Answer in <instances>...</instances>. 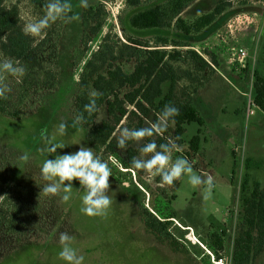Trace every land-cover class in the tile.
Instances as JSON below:
<instances>
[{"label":"rangeland","instance_id":"1","mask_svg":"<svg viewBox=\"0 0 264 264\" xmlns=\"http://www.w3.org/2000/svg\"><path fill=\"white\" fill-rule=\"evenodd\" d=\"M242 1L232 0L234 11L217 22L212 35L189 48H178L182 58L172 62L177 74L188 73L187 78L177 83L174 99L181 103L189 98L204 121L199 128L198 152L190 151L188 145L197 134L198 126H186L182 136L184 143L173 151V159L184 157L192 163L195 174L213 176L211 193L205 185L193 188L187 175L173 186L162 187L159 176L148 181L143 173L129 170L125 165V151H138L139 147L129 141L126 149L115 147L114 154L105 151L96 154L108 161L112 170L108 193L112 204L106 216L89 217L82 213L84 191L79 181L73 180L69 201L62 200L61 191L57 196L48 195L50 205L41 211L35 207V218L40 226L38 234L13 235L1 230L0 219V264H66L58 255L59 236L63 232L74 238L72 247L83 255V264H210L208 253L217 255L220 251L213 250L217 249L214 236L221 235V231L224 232L223 248L233 249L235 238L243 230V181L246 180L249 187L256 182L264 188V111L253 105L256 77L264 79V0H246V5H241ZM3 3L17 6L23 27L29 20L45 14L41 0H3ZM70 3L73 13L80 16V0H70ZM96 3L103 5L107 19L99 35L88 44L83 61L73 63L72 52L79 45L81 24L79 20L72 21L64 27L59 42L60 79L54 92L20 120L0 116V154L7 156L11 163V175L4 177L0 186V208L5 213L13 214L15 208L28 204L25 195L13 193L15 181L25 189L26 176L46 184L41 176L45 159L74 153L80 146L88 147L86 131L70 116L77 81L85 62L107 33L113 40L124 42L120 20L128 10L125 0H88L89 5ZM238 8L245 11L236 12ZM188 16L184 13L182 17ZM54 27L52 24L45 32ZM145 40L150 42L149 46H155L152 37ZM239 48L247 52L243 62L233 55ZM187 51L195 52L208 67L201 69L195 65L185 55ZM212 59L216 60V65ZM123 67L129 73L133 62ZM105 118L103 107L95 123ZM137 119L140 117L132 122L122 120L113 135L115 144L118 129H133ZM152 121V116L143 119L141 128ZM61 123L67 125L64 135L59 132ZM171 128L169 124L166 135H155L152 140L158 137L165 143L175 144ZM53 145L58 148L56 152L45 151ZM125 182L128 187L124 186ZM144 208L154 216L158 215V210L174 214L167 226L172 240L158 239L144 227L140 217ZM251 264H264V248Z\"/></svg>","mask_w":264,"mask_h":264},{"label":"trees","instance_id":"2","mask_svg":"<svg viewBox=\"0 0 264 264\" xmlns=\"http://www.w3.org/2000/svg\"><path fill=\"white\" fill-rule=\"evenodd\" d=\"M41 1L44 8L45 0ZM231 1L125 0L128 10L120 20L124 42L113 40L108 33L103 37L97 50L90 55L81 70L70 109L74 122L77 116H82V121L75 123L86 131V144L95 154L100 151L114 154L117 144L113 135L123 119L132 122L135 117H140L133 128L139 129L143 119L152 116V122H155L165 105L179 109V115L169 123L172 125V139L178 147L184 143L182 136L186 126L196 125L198 129L203 126L204 121L189 98L181 103L174 99L177 83L180 79L187 78L188 73L177 74L172 62H178L182 58V52L178 48H189L212 35L217 22L234 11ZM245 1L241 5H246ZM235 11L245 10L238 8ZM184 13L189 15L188 18L182 17ZM72 14L74 13H70ZM79 17L81 38L72 52L74 64L83 61L91 39L97 37L103 28L107 12L101 3H96L87 8L82 7ZM54 24L55 27L45 32L43 38L25 35L17 6H5L3 0H0V58H9L14 63L18 61L19 66L26 70L22 77L7 76L5 83L11 90L6 93L7 99H0V116L20 120L57 88L60 79L57 61L59 42L68 23L57 21ZM147 37L153 38L155 46H149L150 42L145 40ZM185 55L199 68L208 67L195 52L187 51ZM130 62H133V68L127 73L123 65ZM212 63L216 65V60L212 59ZM93 89L102 95L95 101L96 110L89 114L85 106L90 103L89 93ZM253 105L264 111V79L261 77H256ZM103 107L106 118L96 124L98 112ZM129 108L131 111H128ZM166 134L167 130L163 135ZM199 136L200 129L188 143L189 150L193 153L200 149ZM151 140L149 137L146 142ZM155 142L157 145L165 144L158 137ZM125 154L127 168L138 172L131 168L130 161L139 152L128 149ZM10 166L9 158L0 154V186L4 177L11 175ZM26 178L24 184L27 190L18 185V180L12 189L13 193L25 195L28 204L15 208L13 214L5 213L0 208L1 230L5 229L13 235L23 232L30 236L36 232L38 234L40 226L35 218V207L41 211L46 205H50L49 196L41 191L45 184L38 182V179ZM248 185L244 180L241 187L243 230L234 240L232 264H251L264 248V188L256 182L250 187ZM157 213L154 216L146 208L142 209L140 217L144 227L158 239L172 240L167 226L174 219V214H164L163 210H158ZM223 235L224 232L221 231V235L214 236L217 249L213 251L222 250Z\"/></svg>","mask_w":264,"mask_h":264},{"label":"clouds","instance_id":"3","mask_svg":"<svg viewBox=\"0 0 264 264\" xmlns=\"http://www.w3.org/2000/svg\"><path fill=\"white\" fill-rule=\"evenodd\" d=\"M88 6V0H80V7L87 8ZM44 12L43 17L31 19L25 23L22 29L25 35L43 38L45 30L57 21L70 23L80 18L78 14L70 15L73 12L70 0H48L44 6ZM25 72L26 70L19 66L18 61L14 63L9 58L0 60V99H7L6 93L11 90L5 83L7 76L22 77ZM100 95L102 94L95 89L90 91V103L85 106L89 114L96 110L95 101ZM177 115H179V109L172 105H165L156 122H151L148 126L139 129L121 127L118 129L117 147L126 149L129 141L139 145V156L133 157L130 165L132 169L143 173L146 180L151 181L159 176L160 186H173L175 181L187 175L188 182L193 188L205 185L210 194L214 186L213 176L202 177L195 174L192 163L184 157L173 159V151L177 150V145L174 143L157 145L155 140L144 142L146 138L162 135L167 130L170 121ZM81 121L82 116H77L75 122ZM66 129L65 123L59 125L61 135L66 134ZM57 149L53 145L45 151L56 152ZM24 159H27V156ZM41 176L44 181L48 182L41 191L51 196H57L62 191L64 193L62 200L65 202L70 199L73 189L71 182L78 180L84 191L82 213L89 217L107 215V210L112 204V198L108 194L112 170L109 162L96 155L92 148L80 146L79 150L74 153L56 155L55 159H45L41 166ZM124 186L128 187V184L125 182ZM73 239L67 232L60 234L59 258L66 264H83V255H79L72 247Z\"/></svg>","mask_w":264,"mask_h":264},{"label":"built area","instance_id":"4","mask_svg":"<svg viewBox=\"0 0 264 264\" xmlns=\"http://www.w3.org/2000/svg\"><path fill=\"white\" fill-rule=\"evenodd\" d=\"M237 57V61L243 62L244 59L247 57V52L239 48L238 50L234 51V54ZM232 253L233 249H229L228 251L224 248L220 250L217 255L208 253L210 257V264H232Z\"/></svg>","mask_w":264,"mask_h":264}]
</instances>
